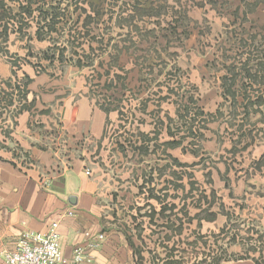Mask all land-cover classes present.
Here are the masks:
<instances>
[{
    "label": "rangeland",
    "instance_id": "rangeland-1",
    "mask_svg": "<svg viewBox=\"0 0 264 264\" xmlns=\"http://www.w3.org/2000/svg\"><path fill=\"white\" fill-rule=\"evenodd\" d=\"M0 54L17 158L25 67L83 77L116 114L90 171L136 264H264V0H0Z\"/></svg>",
    "mask_w": 264,
    "mask_h": 264
},
{
    "label": "crops",
    "instance_id": "crops-1",
    "mask_svg": "<svg viewBox=\"0 0 264 264\" xmlns=\"http://www.w3.org/2000/svg\"><path fill=\"white\" fill-rule=\"evenodd\" d=\"M24 72L31 79L27 101L35 106L19 111L11 134L25 160L13 150L0 149V264L24 233H47L54 222L59 223L63 259L71 260L89 233L92 238L104 235L100 246L89 252L97 264H136L124 236L106 229L96 179L86 175L108 144L116 114L95 104L85 79L75 73L49 77L31 67ZM14 76V67L0 54V81ZM256 202V212L263 213L264 198ZM70 210L73 217L67 215Z\"/></svg>",
    "mask_w": 264,
    "mask_h": 264
},
{
    "label": "built area",
    "instance_id": "built-area-1",
    "mask_svg": "<svg viewBox=\"0 0 264 264\" xmlns=\"http://www.w3.org/2000/svg\"><path fill=\"white\" fill-rule=\"evenodd\" d=\"M86 175L90 176L91 172L89 170L86 171ZM67 215L73 217L74 212L70 210ZM58 227L59 223L54 222L47 233H38L34 231L24 233L20 238L16 249L6 255L5 264H19L17 257L23 255L25 247L38 250L44 248L48 243H55L57 245L59 256L55 259L42 256L39 264H97L89 252L96 250L100 246V242L104 239L103 234L92 238L91 235L87 233L86 237L88 242L83 246L75 248L73 258L71 260H66L62 257L61 239L57 232Z\"/></svg>",
    "mask_w": 264,
    "mask_h": 264
},
{
    "label": "clouds",
    "instance_id": "clouds-1",
    "mask_svg": "<svg viewBox=\"0 0 264 264\" xmlns=\"http://www.w3.org/2000/svg\"><path fill=\"white\" fill-rule=\"evenodd\" d=\"M42 256H47L55 259L59 256L57 245L55 243H48L44 248L33 250L25 247L23 255L17 257L19 264H39Z\"/></svg>",
    "mask_w": 264,
    "mask_h": 264
},
{
    "label": "water",
    "instance_id": "water-1",
    "mask_svg": "<svg viewBox=\"0 0 264 264\" xmlns=\"http://www.w3.org/2000/svg\"><path fill=\"white\" fill-rule=\"evenodd\" d=\"M70 202L74 203L75 202V198H71Z\"/></svg>",
    "mask_w": 264,
    "mask_h": 264
}]
</instances>
